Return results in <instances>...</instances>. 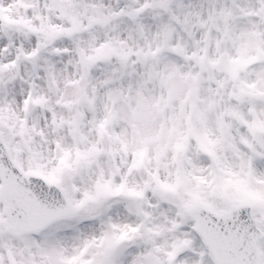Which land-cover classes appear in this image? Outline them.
<instances>
[{"label": "snow or ice", "instance_id": "1", "mask_svg": "<svg viewBox=\"0 0 264 264\" xmlns=\"http://www.w3.org/2000/svg\"><path fill=\"white\" fill-rule=\"evenodd\" d=\"M0 264H264V0H0Z\"/></svg>", "mask_w": 264, "mask_h": 264}]
</instances>
